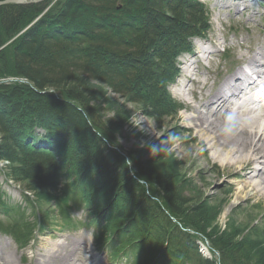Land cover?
<instances>
[{"label":"trees","instance_id":"trees-1","mask_svg":"<svg viewBox=\"0 0 264 264\" xmlns=\"http://www.w3.org/2000/svg\"><path fill=\"white\" fill-rule=\"evenodd\" d=\"M51 1L0 7V79H21L0 85V161L8 175L37 200L54 199L63 220L87 203L88 226L113 260L215 264L200 257L195 238L183 230L205 232L204 211L185 198L183 182L130 153L134 179L115 147L122 124L102 122L110 108L95 103L89 85L140 105L151 118L174 116L181 109L168 87L180 55L191 53L190 38L210 29L209 8L198 0ZM139 181L160 189V203L181 219L179 227ZM4 198L0 188V210L9 216L14 208ZM69 198L76 202L70 210ZM21 219L0 221V232L25 248L35 226ZM234 236L212 241L222 264H259Z\"/></svg>","mask_w":264,"mask_h":264},{"label":"rangeland","instance_id":"rangeland-1","mask_svg":"<svg viewBox=\"0 0 264 264\" xmlns=\"http://www.w3.org/2000/svg\"><path fill=\"white\" fill-rule=\"evenodd\" d=\"M31 1L40 0H28V3ZM42 1L48 2L49 0ZM57 1L52 0L50 3L54 5ZM198 1L209 8L210 29L201 40L208 43L211 56L206 58L207 61L199 62V70H206V72L203 75L197 74V78L200 79L198 83L203 84L206 81V85L211 86L214 82L219 83L223 76L228 79L237 71H235L237 66L247 64L246 55L249 57L252 50L256 52L257 48L264 46V0H250L252 3L246 0V3H240L238 7H235V1L238 0ZM237 10L240 14L236 15ZM190 57L192 58L193 54ZM190 57L184 55L179 58L177 62L179 76L176 78L177 81L168 87L169 94L182 110L162 120L149 117L140 105L127 103L97 83L89 82L90 90L95 92L97 105L110 108L103 116L102 122L110 119L114 124L116 122L122 124L115 135V147L118 149L115 147L114 149L125 158L128 170L134 179L137 178L135 168L129 159L130 153H137L138 156L142 154L144 161L152 163L156 169H161L168 177L173 176L178 182H183L181 186L185 198L188 197V201L193 204L198 203L196 207H201L204 211L203 219L207 226L205 232L194 231L190 227L183 228L188 235L195 238L200 257L211 263L222 264L221 254L212 249V241L222 237V234L229 233L235 235V239L240 242L238 244L241 249H246L250 261L264 264V195L253 190L249 180L255 166L248 163L241 170V167L223 165L216 161L207 142L198 136V130H189V122L184 119L186 113H193L191 105L201 107L200 101L203 96L201 93L203 86L202 84L195 85L198 81L195 77H193V84H190L189 105L185 103L184 97L176 93L181 86L182 69H186ZM19 80L21 79L3 78L0 79V85H9ZM183 81L186 82V80ZM242 114L240 116L244 120L254 117V114L245 113V116ZM235 116H233L234 119H236ZM259 118L261 117L257 119ZM244 120L238 122L243 123ZM43 133L42 130L36 129V135L42 136ZM38 136L36 137L39 138ZM39 143L38 141L37 144ZM153 144L158 145L154 152L151 147ZM38 146V148H43L42 145ZM246 167L248 169H245ZM4 178L7 179L1 172L0 188L5 193L6 199L4 200L8 208H14V212L16 209L18 215L13 212L7 216L0 210V215H2L0 220L10 225L14 222V216H18L22 218L20 224L35 226L31 235L27 236L28 245L25 248H22L12 238L0 235V256L4 261L12 262V264H43L39 261H42L47 252L57 245L84 242L88 246L86 250H89V255H94L95 260L86 263L84 251L74 252V260H79V264L81 262L121 264L116 263V260L112 262L107 252L96 250V243L94 244L91 236L94 232L93 228L88 231L81 227L77 229L65 226L61 210L54 199L48 202L39 201L24 186L9 179L3 183ZM258 180L261 179L258 178ZM139 182L145 187V193L152 201L159 204L165 211L166 209L160 203V189L154 186L148 187L144 181ZM240 188H242L243 198L236 202V193ZM69 201L70 210L76 202L70 198ZM84 204L87 203L81 206L75 205L70 210L73 220L79 222L78 225L81 226L91 218L92 211ZM190 211H193V208ZM166 214L170 216L172 223L179 227L181 219L177 220L170 213L168 214V211Z\"/></svg>","mask_w":264,"mask_h":264},{"label":"bare ground","instance_id":"bare-ground-1","mask_svg":"<svg viewBox=\"0 0 264 264\" xmlns=\"http://www.w3.org/2000/svg\"><path fill=\"white\" fill-rule=\"evenodd\" d=\"M240 3H246V0L235 1V7H238ZM237 11L236 15L240 14L239 10ZM190 39L189 51L191 53L188 51L184 52L180 57L184 55L190 57L193 54V59L191 57L188 58L190 60L188 66L186 69H182L183 74L180 82L181 84L183 83V86L180 91H176V93L184 97V101L188 105L190 102L188 97L191 93L190 84L194 82L193 77L198 80L197 74L203 75L206 72V70H199V62L201 60L207 61L211 56L207 42H202L203 40L200 37H192ZM246 58L247 64L237 66L236 69L238 71L236 74L230 75L229 79L223 76L219 83L218 81L217 83L214 82L211 86L206 85V81L203 84L201 82L198 83L199 79L195 85L202 84L203 86L201 89L203 94L200 101L201 107L191 105L193 113H186V115L191 116L185 115L184 119L189 122V130H198V136H201L207 142L216 161L223 165L241 167V170H243L245 164L252 163L255 167H253L254 169L251 167L253 169L249 177L251 186L253 190L264 195V168L262 167L264 166V109H262V113H259L258 109L261 104L254 103L259 100L258 98L256 100L240 99V96H247L248 91V88L244 87V83H241L243 80H247L248 84H253L254 86L258 79L264 80V70L261 71L264 69V46L257 48L256 52L252 50L250 56L246 55ZM183 80H186L187 84ZM206 90L209 91L206 92ZM193 100L196 103L195 98ZM231 108L237 109L236 119L233 118ZM245 109L250 111L248 115L254 114L253 119L244 120L241 118L240 114L247 112V110L243 112ZM258 117L261 118L257 119ZM242 120H244V124L238 122ZM245 169H248V167ZM1 172L4 173L7 179L12 181L8 175L6 162L0 161ZM258 178L261 180H258ZM7 179L4 178L3 183L7 182ZM241 191L242 188L238 189L236 193V202L243 198ZM85 244L84 242H75L73 245L66 244L67 246L59 244L47 252V255L42 260L43 262H39L43 264H79V260H74V252L77 253L79 251H84L86 263L95 260L94 255H89V250H86L88 246ZM2 262L4 264H12V262L4 261L0 256V263ZM85 262H81V264H85Z\"/></svg>","mask_w":264,"mask_h":264},{"label":"water","instance_id":"water-1","mask_svg":"<svg viewBox=\"0 0 264 264\" xmlns=\"http://www.w3.org/2000/svg\"><path fill=\"white\" fill-rule=\"evenodd\" d=\"M40 1H37V2L31 1L30 3H38ZM27 3H28V0H5V1L0 2V7L4 5H8V4H27Z\"/></svg>","mask_w":264,"mask_h":264},{"label":"clouds","instance_id":"clouds-1","mask_svg":"<svg viewBox=\"0 0 264 264\" xmlns=\"http://www.w3.org/2000/svg\"><path fill=\"white\" fill-rule=\"evenodd\" d=\"M151 147H152V151L154 152L158 148V145L157 144H153Z\"/></svg>","mask_w":264,"mask_h":264}]
</instances>
